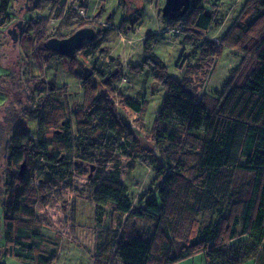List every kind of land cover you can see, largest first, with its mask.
<instances>
[{"label":"trees","instance_id":"1","mask_svg":"<svg viewBox=\"0 0 264 264\" xmlns=\"http://www.w3.org/2000/svg\"><path fill=\"white\" fill-rule=\"evenodd\" d=\"M12 1L0 0V28L6 30L10 27L7 14ZM38 1L32 12L44 13L54 2ZM218 1L190 0L188 11L174 20H164L161 10L158 16L169 30L179 31L171 35L174 39L183 37L192 47L202 45L199 57L208 67L221 58L224 49L240 56L220 89L202 92L204 83L198 69L191 64L185 67L184 54L175 65L179 75H171L154 52L156 34L145 38L143 62L127 65L133 74L148 69L153 87L164 91L147 136L149 145L143 144L129 122L118 114L120 108L137 115L144 106L121 95L114 86L124 79L122 67L118 65L107 74L87 60L88 46L110 36L112 30H102L97 23H86L73 13L49 37L41 36L43 21L29 22L22 29L17 45L21 47L34 36L38 45L35 51L41 54L40 67L59 58L79 81L83 99L80 106H70L65 85L52 86L43 76H31L27 82L35 88L27 100L31 101L34 92L44 91L33 109L41 115L38 135L42 130L55 134L62 128L63 136L58 135L57 141H39L27 128L24 132L11 126L0 130L7 142L2 146V158L6 155L8 165L16 170L5 175L1 187L2 198H6L0 201V252L4 257L17 264H56L58 259L59 238L44 235L35 215L43 182L40 179L39 184L34 183L38 162L60 165L68 160L72 166L98 170V165L104 167V162L97 160L98 154L118 148L123 156L153 164L158 182L156 195L143 194L134 209L126 187L120 183L118 166L95 180L92 201L97 207H111L126 219L154 221L152 229L136 231L129 237L116 230L106 234L110 239L100 245L114 250L121 264H178L199 255L205 257L206 264H243L249 260L264 264V0H246L216 40L208 35L220 23ZM81 6L86 10L85 4ZM86 26L96 31L94 39L69 56L44 49L48 39L67 38ZM125 28L122 19L119 29L125 32ZM78 55H82L80 59ZM73 150L79 151L78 161L70 160L68 152ZM203 212H213L219 218L197 240L198 223L193 221L186 243L175 247L186 216ZM99 256L97 260H101Z\"/></svg>","mask_w":264,"mask_h":264},{"label":"rangeland","instance_id":"2","mask_svg":"<svg viewBox=\"0 0 264 264\" xmlns=\"http://www.w3.org/2000/svg\"><path fill=\"white\" fill-rule=\"evenodd\" d=\"M245 1H218L216 7L220 23L218 27L215 25L214 30H211L208 35L209 39H220ZM38 2V0H14L7 14L11 18L10 27L0 34V130L11 126L15 131L24 132L27 128L28 133H31L35 138L38 137L39 141H57L58 135L63 136L62 128H57L58 131L55 134L42 130L38 135L41 115L34 113L33 109L37 107L39 96H43L44 91L34 92L29 102L27 100L29 93L34 90L35 86L28 83L27 79L31 76H43L52 86L65 85L70 106H80L82 102L83 90L80 88V83L65 69L59 58H52L48 66L43 63L44 66L40 67L38 59L41 58V54L39 51H35L38 45L34 36L26 39L20 47V44L12 42L8 35V30L16 27L18 22H22V31L29 22L43 21L45 25L41 36L49 37L57 30L63 19L71 14L63 8H59L60 0H54L44 13L32 12L31 7ZM76 3L85 4V18L73 13L74 16L84 19L86 23L91 21L97 23L102 30L110 29L113 32L110 36L100 39L98 43L88 46L87 60L96 64L107 74L114 71L118 65L122 67L124 79L116 82L114 86L118 88L121 95L138 104H144V106L141 113L137 115H129L120 108H118V114L121 120L129 122L132 132L141 142L143 141V144L149 145L147 136L156 118L164 93L162 88L153 87L152 76L148 69L142 70L139 74H133L127 69L129 63L137 66L143 62L145 58L143 43L147 35H158L153 49L156 56L167 65L171 75H179L175 65L181 54L186 56L185 67L188 64L195 65L201 82L204 83L202 92L211 93L214 89H220L230 69L238 63L240 58L229 50H225L221 58L212 61L208 67L199 57L202 45L192 47L185 43L183 37L174 39L168 31L163 33L162 30H169V28L165 24H161V18L159 19L161 23L158 22L157 14H159V8H163L165 0H76ZM208 6L211 7L212 4L208 3ZM122 18L126 24L125 32L119 29ZM155 31L157 33H152ZM68 32L67 29L63 34L66 35ZM81 56L78 58L80 59ZM12 133L11 131L7 136H11ZM4 137V133L0 132V201L6 199L2 198L1 189L5 175L8 173L12 175L16 172L8 165L6 155L4 159L2 158ZM68 153L71 155V161L74 158L78 161L80 156L78 150ZM104 153L101 151L98 154L99 159L97 160L104 162V167L98 165V170H95V167L92 170L90 166L80 167L78 164L72 166L68 160L63 161L60 165L41 162L36 164L34 183L39 184L40 179L43 182L40 185L42 199L35 206V215L44 227L42 230L44 235L59 238L60 245L56 264H100L101 262L121 264L115 258L114 250L100 245L110 239L111 236L106 234L116 230L118 234L123 233L129 237L136 231L150 230L154 226V221L134 217L126 219L125 215L116 213L111 207H97L93 203L92 195L96 178L105 175L107 170L116 166L119 170L120 183L126 187L127 195L134 209L138 208L139 200L143 194L149 192L151 196H154L158 188L153 164L141 160L134 161L123 156L118 148ZM97 164L95 163V165ZM99 172L102 174H98ZM218 218V215L213 212L187 215L181 224L175 247L186 243L193 221L198 223L197 236L194 239L197 240L202 232L214 224ZM0 225L1 235L3 228L2 224ZM239 230L240 228H238V232ZM97 255H100L101 260H97ZM179 264H206V259L200 255L194 261L188 260ZM243 264H254V261L249 260Z\"/></svg>","mask_w":264,"mask_h":264},{"label":"water","instance_id":"3","mask_svg":"<svg viewBox=\"0 0 264 264\" xmlns=\"http://www.w3.org/2000/svg\"><path fill=\"white\" fill-rule=\"evenodd\" d=\"M189 7L190 0H165V4L161 9L162 17L164 20H174L179 16H183ZM21 26L22 22H18L16 27L8 30V35L14 42L17 40L18 33L21 31ZM95 35L96 31L93 28H81L64 39L50 38L44 42L43 47L49 52L69 56L78 50L84 42L93 40ZM24 166L25 162L21 164L20 173H22ZM91 169L93 170L94 168L92 167Z\"/></svg>","mask_w":264,"mask_h":264},{"label":"built area","instance_id":"4","mask_svg":"<svg viewBox=\"0 0 264 264\" xmlns=\"http://www.w3.org/2000/svg\"><path fill=\"white\" fill-rule=\"evenodd\" d=\"M58 3H59V8H63L65 11H68L70 13H75L76 15L85 18V11L81 5L76 3V0H60V2ZM57 14L59 13L57 12ZM178 32L179 31L176 29L168 30V33L170 35L177 34Z\"/></svg>","mask_w":264,"mask_h":264},{"label":"crops","instance_id":"5","mask_svg":"<svg viewBox=\"0 0 264 264\" xmlns=\"http://www.w3.org/2000/svg\"><path fill=\"white\" fill-rule=\"evenodd\" d=\"M14 1V0H13ZM12 1V2H13ZM127 3H130V2H127ZM161 9L159 8V11H160ZM159 11H158V13H159ZM11 19V18H10ZM123 19V18H122ZM157 19H158V22H160V20H159V16H158V14H157ZM161 23V22H160ZM162 24V23H161ZM2 29H5V30H2ZM4 31H7L6 30V28H0V34H3V32ZM161 31V30H160ZM162 31H164V30H162ZM152 33H157L156 31L155 32H152ZM225 50H228V49H224V51ZM230 51V50H229ZM7 77V76H6ZM102 227V226H101ZM2 241V239H0V242ZM0 246H2V242L0 243ZM263 247H264V243H263ZM200 256V255H199ZM196 257H198V256H196ZM196 257H193V258H190V259H187V260H185V261H183V262H180V263H185L186 261H188V260H191V261H194L195 260V258ZM0 264H17V263H15V262H13V261H11L10 259H8V258H6V257H4L2 254H1V252H0ZM179 264V263H178ZM255 264V263H254Z\"/></svg>","mask_w":264,"mask_h":264}]
</instances>
